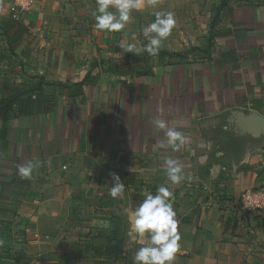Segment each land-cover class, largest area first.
<instances>
[{"label": "crops", "instance_id": "1", "mask_svg": "<svg viewBox=\"0 0 264 264\" xmlns=\"http://www.w3.org/2000/svg\"><path fill=\"white\" fill-rule=\"evenodd\" d=\"M10 2L0 0V264H133L142 245L125 209L161 184L180 221L175 264H264V210L235 209L264 183V2L233 8L208 57L129 66L34 10L25 23L42 30L18 33ZM86 75L95 80L78 90ZM156 118L188 143L158 148ZM168 157L184 166L179 185ZM37 159L21 179L18 165ZM110 173L123 199L109 196Z\"/></svg>", "mask_w": 264, "mask_h": 264}, {"label": "clouds", "instance_id": "2", "mask_svg": "<svg viewBox=\"0 0 264 264\" xmlns=\"http://www.w3.org/2000/svg\"><path fill=\"white\" fill-rule=\"evenodd\" d=\"M158 0H147V6L156 7ZM145 7L144 0H96V7L91 11L95 20L94 27L97 31L107 33H121L128 36V25L132 23V12L140 11ZM110 9H115L112 11ZM155 19L141 29L147 43L137 46L136 43H124L118 46L127 53L139 55L146 52L149 56L159 54L163 42L171 36L176 27V17L173 11H155ZM137 39V34H132V40ZM156 129L163 131L164 140L157 141L158 148L165 146L173 151H179L188 143L181 130L169 127L163 118L153 120ZM40 161H26L18 165L17 171L21 179H30ZM167 180L171 185L181 184L186 179L184 166L173 157L164 160ZM111 187L109 196L113 199L124 198L125 184L116 173H110ZM189 180L190 176L187 177ZM143 201L134 209H125L133 218L132 231L135 241L142 246L137 248L133 257V264H175L177 254L182 251V236L179 231L180 221L173 207L175 196L169 187L161 184L153 194L144 190ZM2 243V242H0Z\"/></svg>", "mask_w": 264, "mask_h": 264}, {"label": "rangeland", "instance_id": "3", "mask_svg": "<svg viewBox=\"0 0 264 264\" xmlns=\"http://www.w3.org/2000/svg\"><path fill=\"white\" fill-rule=\"evenodd\" d=\"M260 2L264 0H158L157 6L151 7L147 6V0H144L145 7L132 12L133 19L128 25L127 37L121 33H107L95 29L91 11L96 7V0H34L30 11L34 10L35 13L41 14L43 20L50 25L70 24L81 39L82 36H87L98 48L102 45L117 48L114 52L120 54V65L129 66L130 63L139 62L138 60L147 61L151 56L146 52L139 55L127 53L118 45L136 43L139 47L147 43L141 29L154 21L155 11H173L177 21L171 36L163 42L164 48L160 52L174 60H194L209 56L215 28L227 21L233 8ZM30 27L33 30L32 35L42 30L41 26L34 27L31 24ZM133 33L137 34L136 40H132Z\"/></svg>", "mask_w": 264, "mask_h": 264}, {"label": "built area", "instance_id": "4", "mask_svg": "<svg viewBox=\"0 0 264 264\" xmlns=\"http://www.w3.org/2000/svg\"><path fill=\"white\" fill-rule=\"evenodd\" d=\"M34 0H11L9 16L19 22L25 23V16L30 12ZM28 31L32 30L29 24L25 23ZM235 209L243 213H259L264 210V183L243 190L237 202Z\"/></svg>", "mask_w": 264, "mask_h": 264}, {"label": "trees", "instance_id": "5", "mask_svg": "<svg viewBox=\"0 0 264 264\" xmlns=\"http://www.w3.org/2000/svg\"><path fill=\"white\" fill-rule=\"evenodd\" d=\"M8 21L9 22H16V23H18V25H17V31H18V33H21V32H23V31H26V29H25V27H24V29H22L21 28V24L19 23V22H17V21H15V20H13L10 16L8 17ZM20 24V25H19ZM217 33L215 32L214 33V35L213 36H215ZM158 57H161V56H163V53L162 52H159V54L157 55ZM95 62V61H94ZM95 64V63H94ZM93 81V80H95L94 78H92V77H89V75H86V77H84V79L82 80V81H80L79 83H77L75 86H76V88L79 90L80 89V87L85 83V82H87V81ZM0 104H1V102H0ZM5 108H4V113H5Z\"/></svg>", "mask_w": 264, "mask_h": 264}]
</instances>
